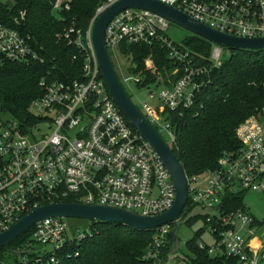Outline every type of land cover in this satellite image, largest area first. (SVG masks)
Segmentation results:
<instances>
[{
    "label": "built area",
    "instance_id": "2783aa9c",
    "mask_svg": "<svg viewBox=\"0 0 264 264\" xmlns=\"http://www.w3.org/2000/svg\"><path fill=\"white\" fill-rule=\"evenodd\" d=\"M68 1L56 0L54 8H68ZM159 1L221 32L264 37V0ZM20 14L24 18V12ZM14 20L18 22L17 17ZM93 21L85 33L70 26L60 36L80 53L79 78L41 77L42 94L30 105L39 119L27 129L13 120L0 121V233L36 207L65 202L71 194H81L80 203L118 206L144 216L162 213L173 205L175 188L169 172L150 143L130 125L99 75L91 41ZM169 24L164 16L148 9L127 8L106 25L104 43L112 61L118 62L117 57L123 56L121 43L158 42L169 49L170 59L179 63L173 72H181L174 82L165 85L157 78L147 83L143 87L154 86L156 92L149 90L146 101L135 104L173 148L177 123L170 115L179 116L189 108L208 74L192 64L188 51L180 50L168 37ZM27 38L16 27L0 22V53L6 59L42 62ZM218 46L215 44L210 54L215 66L221 64ZM146 66L154 70L150 57L146 58ZM121 76L127 85L138 86L144 80L128 67ZM119 80L124 87L120 76ZM235 134L239 140L236 150L224 151L212 170L187 176L189 195L184 209H210L202 217L204 230L215 237V243L209 246L200 242L198 249H206L212 258L225 256L227 264H264V238L254 234L264 233V219L256 218L244 207L230 211L219 208L224 198L235 193L264 196V102L243 120ZM66 219L37 221L29 239L16 249L23 259L15 264L55 262L56 250L87 231L76 230L68 236ZM172 227L173 222H168L150 229L151 241L142 256L144 260L167 264L171 246L167 254L165 251ZM37 243L51 246L49 259L39 256L41 253L32 259L26 257Z\"/></svg>",
    "mask_w": 264,
    "mask_h": 264
},
{
    "label": "trees",
    "instance_id": "16d2710c",
    "mask_svg": "<svg viewBox=\"0 0 264 264\" xmlns=\"http://www.w3.org/2000/svg\"><path fill=\"white\" fill-rule=\"evenodd\" d=\"M55 2L0 0V22L21 31L42 58V62L24 63L8 60L0 53V121L13 120L27 129L39 119L31 111L30 105L42 94L39 86L41 77L49 75V78L61 80L79 78L82 67L80 53L60 36L70 26L85 33L96 10L109 0H69V7L61 10L54 8ZM22 12L25 15L21 19ZM14 17L18 18V22ZM181 42L174 44L180 50H187L192 64L204 68L208 74L205 85L196 91L189 108L183 109L179 116L170 115L177 123L173 153L186 175L191 177L212 170L224 151L239 147L236 128L264 102V49L228 47L229 56L221 58V64L215 66L210 54L217 43L190 32ZM119 49L130 61L128 71L144 77L138 87L157 78L162 84L170 85L181 72L180 69L173 72L180 65L170 59L169 49L162 43H121ZM147 57L152 59L154 70L146 66ZM244 197L243 192L230 195L222 200L219 208L225 211L243 208ZM64 201L80 203L82 197L81 194H71ZM190 210L188 206L181 215ZM198 219L203 220L204 217L198 216L187 223L192 224ZM32 230L28 229L9 245L1 247L0 261L7 257L13 259L9 264L18 263V258L9 249L22 247ZM201 232L202 228L198 229L186 242L194 255L187 264H227L229 259L225 256L212 258L206 249L197 248ZM151 234V230L124 229L119 224L90 220L84 236L56 250V261L49 264H153L142 258L149 247ZM168 237L166 254L172 243L170 233ZM26 254L32 259L39 253L31 250ZM51 255L50 252H42L39 256L49 259Z\"/></svg>",
    "mask_w": 264,
    "mask_h": 264
},
{
    "label": "water",
    "instance_id": "95a60500",
    "mask_svg": "<svg viewBox=\"0 0 264 264\" xmlns=\"http://www.w3.org/2000/svg\"><path fill=\"white\" fill-rule=\"evenodd\" d=\"M127 8L153 11L158 15L164 16L170 23L177 24L192 34L194 33L207 41L215 42L224 47L249 50L264 49V37H237L221 32L211 26L202 24L193 17L191 18L182 10L159 0H111L99 8L94 17L91 35L95 56L100 66L99 75L103 78L108 92L111 93L113 100L121 109L130 125H133L141 136L150 143L167 172H169L175 188L173 205L162 213L144 216L118 206L73 201L47 203L36 207L35 210L21 217L10 228L1 232L0 248L9 245L39 220L52 217H75L104 221L112 225H124L132 230H150L168 222H173V227L170 231V236L172 237L170 252L174 253L178 250L177 231L179 227L193 218L210 212V209H203L198 206L189 211L182 219H178L186 206L185 203L189 195L186 172H184L178 157L174 155L173 148L168 145L153 124L137 108L116 75L114 64L104 43L105 27L113 16ZM9 250L15 255H20V252L14 247H10Z\"/></svg>",
    "mask_w": 264,
    "mask_h": 264
},
{
    "label": "rangeland",
    "instance_id": "374dc122",
    "mask_svg": "<svg viewBox=\"0 0 264 264\" xmlns=\"http://www.w3.org/2000/svg\"><path fill=\"white\" fill-rule=\"evenodd\" d=\"M2 1H7V0H2ZM110 1L111 0H109V2ZM188 33L189 32L186 29H184L183 27L177 24H173V23H170L167 29L168 37L173 42H176V43L177 42L182 43L181 40H183ZM218 47L221 50L220 57L222 59H226L229 56L228 47L225 48L220 45ZM118 60L120 61L117 62V65H116V61L114 60L115 70H116L117 75L120 76V79L123 82V78L121 75L126 74V69L129 66L130 61L126 60L125 56H120ZM123 85H124L126 92H128V94L131 95V98L136 105H139L140 102L146 101V99L148 98L149 90L152 92L153 91L156 92L157 90V89H154V86L138 87L131 83L127 85L124 82H123ZM4 116L5 115H3L2 117ZM243 204H244L243 207L247 208V210L251 214H253L256 218L260 220L264 219V196L263 195L259 193H246L243 199ZM66 224H68V236H71L72 233L76 234L78 231L84 232L85 230H88L90 226V220L86 218L81 219V218H75V217H68L66 219ZM120 226H122L124 229L128 228V226H124V225H120ZM200 228H202V232L199 234L197 245H199L200 242H202L203 244L209 245V246L214 245L215 237L212 236L206 229L203 231V228H205V224L202 219H198L192 224L183 223L177 231V237L179 240L178 250L170 254V259L168 260L167 264H187V261H189V259L194 257L193 253H191L189 249L187 248L186 242L190 240L193 237L194 233L198 231V229ZM254 234L258 235L261 239L264 238V233L260 231H255ZM50 250H51L50 245L37 243L34 246L35 253L37 251V253L44 252L47 254L50 252ZM26 257H29V256L26 255ZM16 258H18V261L21 262V260L23 259L22 254L16 255ZM12 260H13L12 258L6 257L4 260L0 261V264H9V262H11Z\"/></svg>",
    "mask_w": 264,
    "mask_h": 264
},
{
    "label": "crops",
    "instance_id": "0c3cea01",
    "mask_svg": "<svg viewBox=\"0 0 264 264\" xmlns=\"http://www.w3.org/2000/svg\"><path fill=\"white\" fill-rule=\"evenodd\" d=\"M119 59V57H117V60ZM116 61V60H115ZM118 61H120V60H118ZM113 62V64H115L114 63V60L112 61ZM116 65H117V61H116ZM114 68H115V65H114ZM116 71V70H115ZM116 75H117V73H116ZM118 76V75H117ZM119 77V76H118ZM124 88V87H123ZM125 90V89H124ZM130 96V95H129Z\"/></svg>",
    "mask_w": 264,
    "mask_h": 264
}]
</instances>
